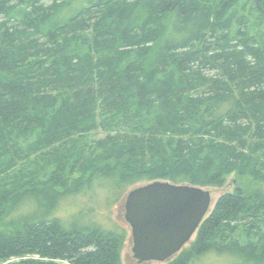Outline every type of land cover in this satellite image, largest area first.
I'll use <instances>...</instances> for the list:
<instances>
[{"label":"trees","instance_id":"obj_1","mask_svg":"<svg viewBox=\"0 0 264 264\" xmlns=\"http://www.w3.org/2000/svg\"><path fill=\"white\" fill-rule=\"evenodd\" d=\"M233 173L165 264H264V0H0V264H123L63 201Z\"/></svg>","mask_w":264,"mask_h":264},{"label":"water","instance_id":"obj_2","mask_svg":"<svg viewBox=\"0 0 264 264\" xmlns=\"http://www.w3.org/2000/svg\"><path fill=\"white\" fill-rule=\"evenodd\" d=\"M211 191L155 181L130 190L125 219L131 227L133 256L140 264H164L189 243L211 210Z\"/></svg>","mask_w":264,"mask_h":264},{"label":"rangeland","instance_id":"obj_3","mask_svg":"<svg viewBox=\"0 0 264 264\" xmlns=\"http://www.w3.org/2000/svg\"><path fill=\"white\" fill-rule=\"evenodd\" d=\"M246 182L247 180L241 179L237 177L236 173H233L227 177L226 184L223 187H209L208 190H210L212 194L211 211L215 208L217 201L223 194L234 192L238 186H241ZM139 185L142 186L145 184H139ZM130 190H132V188ZM98 193H100L99 190L97 191V194ZM97 194H94L95 198H91L92 197L91 193H88L86 195L83 194L78 195L75 198H68L67 200L63 201L62 203L63 205L61 207V211H59V214L61 212L60 215L62 217L69 219H71L73 216L74 217L76 216L77 219H75L76 217L73 218L70 221V223H72L75 219L78 223L86 224L85 221L92 219V220H96L97 223L99 222L107 228H115L114 224H119L127 231V240L123 245L121 251L123 264H140L137 262V260L134 259L132 252V248H133L132 230L130 225L125 219V198L127 195L118 204H115L110 208H105L101 203L102 202L101 196L99 195L97 196ZM92 208L94 209V212L90 214L89 210ZM21 213L27 214L28 211L26 208H24L20 211L18 215H20ZM232 256L233 255H220L217 253H213L211 255L204 257V259L200 262H197V264H237L239 262L236 259L237 257H232ZM146 264H157V263L151 262Z\"/></svg>","mask_w":264,"mask_h":264}]
</instances>
